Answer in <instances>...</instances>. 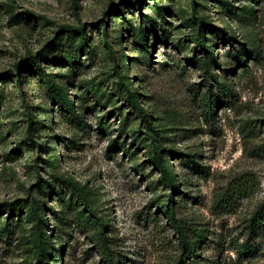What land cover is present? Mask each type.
I'll return each instance as SVG.
<instances>
[{"label": "rangeland", "instance_id": "obj_1", "mask_svg": "<svg viewBox=\"0 0 264 264\" xmlns=\"http://www.w3.org/2000/svg\"><path fill=\"white\" fill-rule=\"evenodd\" d=\"M43 49L42 71L23 66L17 82L16 64ZM149 133L170 151L174 221ZM30 197L45 204L49 264H106L104 239L115 264H264V0H0V264H39Z\"/></svg>", "mask_w": 264, "mask_h": 264}, {"label": "trees", "instance_id": "obj_2", "mask_svg": "<svg viewBox=\"0 0 264 264\" xmlns=\"http://www.w3.org/2000/svg\"><path fill=\"white\" fill-rule=\"evenodd\" d=\"M127 3L132 4L134 6H139L140 0H127ZM224 6L228 7L230 11L234 9V7L231 4H229V2L227 1H224ZM116 8L120 10L122 14H124L123 8L119 7L118 5L116 6ZM205 23L207 24L208 22H205ZM205 23H203L202 25L203 26L206 25ZM128 28H130V30L133 31V34L134 36H136L137 39L142 41L141 44L143 47H145V51H146V40H145V34L143 30L140 28L134 29L129 23H128ZM76 30H77V34H76L77 38H79V41L82 47L86 44V36H85V32L83 31L82 24ZM105 30L106 29H104L103 31L104 35H106ZM59 32L60 31H58V34ZM203 38L204 36L202 35V33L198 31V33H196L195 40L200 45H203L204 43ZM222 38L223 40H233V37L225 32L222 33ZM58 39L59 38H57L55 43H57ZM253 48L254 46H251L250 48H242V49L240 48V51L235 55V56H238L237 58L239 59V64L242 62L241 56H244L246 53L252 54ZM44 55H45V52L43 49L42 52L36 55H27L26 60H25L26 62L19 64V65L16 64L17 73L15 74V76L16 78L18 77L17 82H19L18 72L22 69L23 66L26 68V66L30 65L29 67H33V68L36 67L42 71L39 60L42 59ZM210 62H214V63L216 62L215 58L211 55V53H210L208 61L206 62L207 65L205 66V70H209L208 66H210ZM124 67L126 68V63H124ZM117 74L119 73L117 72ZM46 78H47V82L51 85V88L54 90V98L58 100V102L61 103L63 106H66L69 110H71L72 114L74 115L75 111L73 109V105L71 101H69L68 99V93H67L65 85L55 84L53 80L49 78L48 75H46ZM118 80H119V86H121V88L124 89V92H126V97L130 101V104L134 106L136 109H138L142 117H144L146 123L149 125L148 115L140 108V104L138 101V95L136 91L130 90L127 85L128 83L126 84L123 83L122 76H119ZM222 86H226V85L223 84ZM207 101L210 104L209 106H211V104L213 103V99L211 98V99H208ZM24 109H25V114L27 117V130H26L27 138L31 142H35L33 139L34 138L33 134L34 132L39 131L38 120L36 119L35 116H32L28 105H25ZM149 140H150V146H151V154L149 155V159L151 161V164L159 171L161 179L164 181L165 185L169 186L171 189V192L165 195V204L160 205V208H164V212L167 214L168 218L174 221L175 217L173 214V210L170 207V203L172 202L173 193L177 191L176 187L178 186V184L176 182L177 179L174 176L173 170L171 168V163L168 158V154H169L168 152L170 151L165 153V150L167 149H164L163 143L158 136H155L149 133ZM48 143L51 147L54 146L53 141H49ZM37 146L45 150V142H42V143L39 142L37 143ZM79 193L81 194L80 190H79ZM20 206L26 207L27 214L35 220L34 229H33V245H34V252H35L36 259L39 262V264H49L50 263L49 257L51 256L52 257L51 260H54L57 255H53L48 247L49 235L46 232L47 225H46V220L43 215V211L45 210V204L41 203L40 200H37L36 197H30L29 200H24V202L20 204ZM4 207H5L4 209H7L10 214H12L15 210L12 203L7 204ZM48 211L53 212L51 208H49ZM60 220H62V218H60ZM104 227H105V223L101 225V229H103ZM175 228L179 234V239L181 240L184 246V252H185L184 255L185 256L187 255L196 256L195 251L197 248L198 240L196 238H192V239L188 238L187 235L182 233L180 227L176 224H175ZM2 229L8 230V225L4 224L2 226ZM102 249H103L104 258L107 261L106 264H115L114 258L111 254L110 249L108 248L105 242V239L102 242ZM175 264H179V263L176 262ZM191 264H199V263H197L195 260H192Z\"/></svg>", "mask_w": 264, "mask_h": 264}]
</instances>
